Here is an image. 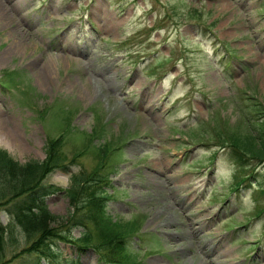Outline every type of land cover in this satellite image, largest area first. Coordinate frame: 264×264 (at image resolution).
<instances>
[{"label":"rangeland","instance_id":"374dc122","mask_svg":"<svg viewBox=\"0 0 264 264\" xmlns=\"http://www.w3.org/2000/svg\"><path fill=\"white\" fill-rule=\"evenodd\" d=\"M0 4V148L19 164L42 160L46 139L63 131L48 171L0 173V264H106L56 238L54 254L28 250L32 237L6 210L17 181L52 184L61 190L44 197L49 223H65L70 176L91 171L105 179L111 227L124 232L122 263L264 264V155L243 156L239 169L217 137L250 133L264 108V0Z\"/></svg>","mask_w":264,"mask_h":264},{"label":"trees","instance_id":"16d2710c","mask_svg":"<svg viewBox=\"0 0 264 264\" xmlns=\"http://www.w3.org/2000/svg\"><path fill=\"white\" fill-rule=\"evenodd\" d=\"M253 112L258 114L255 118V124H252L254 127H252L253 131L250 133L238 137L234 136L235 134L227 133L226 130L224 132L223 129L218 128L223 132L218 134V139L228 142L233 154L236 155L234 158L237 163L235 164L239 169L243 167L239 163V160L243 156L261 158L264 155V108L259 107ZM224 133H226L225 136L222 135ZM59 140L60 135L48 137L44 144V158L42 160L33 159L24 164L17 163L8 156L5 149L0 148V173H5L8 169L7 167L12 168V166L16 169L17 173H25L27 169H35L36 166L41 167V170H44L45 173L53 164L56 165L58 163L59 155H57L56 149H58ZM244 179L245 175L239 176V178L229 185V189L237 190L239 184ZM25 180L22 182L16 180L19 186L10 189V197L13 200L6 210L10 213V219L19 224L20 228L25 231L27 237H32L31 243L26 247L28 250L44 246V248L48 247L47 249L54 254L56 249L50 247L49 242L56 238L64 242H69L77 250H83L87 247L93 248L98 253V258L106 264H116L117 262L115 263L114 260H118L120 261L118 263L124 264L122 263V258H127V254L123 251L124 232L121 233L118 230H114L115 226L111 227L113 221L107 217L103 210L104 196L98 189V183L103 180L101 175L94 173V171H91L90 174L85 176H82L80 172L71 174L70 183L64 191L68 195L70 205L73 209L67 216L69 219L65 223L60 222L52 226L49 222L53 221L56 215L47 212L44 197L48 193L61 190V188L52 184L35 183L32 185L29 182L28 184H24L26 182ZM76 183H78L77 190L73 188ZM93 183L98 186H93ZM28 185H30L29 188L27 187ZM83 215L92 222V226L87 229L83 224L84 221H81V216ZM60 224L66 226L67 224L72 226L80 225L85 229L80 236L74 237L69 233V228L65 229L64 232L58 229L57 225ZM107 225L110 226L109 230ZM0 228H3L2 224H0ZM91 228L93 232L90 230ZM54 261L56 264L77 263L76 258L70 259L69 262L64 261L63 263L57 261V259Z\"/></svg>","mask_w":264,"mask_h":264},{"label":"bare ground","instance_id":"6f19581e","mask_svg":"<svg viewBox=\"0 0 264 264\" xmlns=\"http://www.w3.org/2000/svg\"><path fill=\"white\" fill-rule=\"evenodd\" d=\"M13 6H14V4H13ZM17 6V5H16ZM4 5H1L0 4V18L2 17H5L6 16V14H4ZM6 8V7H5ZM3 11V12H2ZM5 20V19H4ZM2 27V26H1ZM11 29V28H10ZM19 44H20V42H19ZM21 45V44H20ZM11 46H12V44H11ZM13 46H14V44H13ZM13 46H12V48H13ZM15 49H16V47H14ZM53 62H54V60H53ZM48 65H46L45 67H43V69L45 70L44 72H45V74H47V75H51L52 73V68H51V64H52V62L50 61V62H48L47 63ZM53 67V66H52ZM100 68V67H99ZM96 69V68H95ZM101 69V68H100ZM94 70V69H93ZM96 71H97V69H96ZM99 73L101 74L102 73V71H100L99 70V72H98V75H99ZM105 74V73H104ZM103 74V75H104ZM105 76V75H104ZM44 78V77H43ZM105 79V78H104ZM45 80V79H44ZM47 80H48V78H47ZM40 81V80H39ZM42 81V83H43V80H41ZM40 81V82H41ZM112 81V80H111ZM110 81V82H111ZM44 84V83H43ZM111 85H113L112 83H111ZM3 119V118H2ZM6 119V118H5ZM4 122V121H3ZM8 124V123H7ZM2 134H4L5 135V137H4V141L8 144V145H10V147L11 146H14V147H18V148H22L23 146H22V144H21V142L19 141V139H17V135L15 134V133H13V131H3L2 132ZM149 177V176H148ZM154 179V178H153ZM147 180H150V178H147ZM156 182V181H155ZM153 183V182H152ZM155 185V184H154ZM219 256V255H218Z\"/></svg>","mask_w":264,"mask_h":264}]
</instances>
